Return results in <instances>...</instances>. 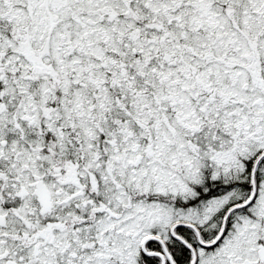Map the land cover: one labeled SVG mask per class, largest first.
I'll list each match as a JSON object with an SVG mask.
<instances>
[{"label": "snow or ice", "instance_id": "6c2138e0", "mask_svg": "<svg viewBox=\"0 0 264 264\" xmlns=\"http://www.w3.org/2000/svg\"><path fill=\"white\" fill-rule=\"evenodd\" d=\"M0 264H264V0H0Z\"/></svg>", "mask_w": 264, "mask_h": 264}]
</instances>
